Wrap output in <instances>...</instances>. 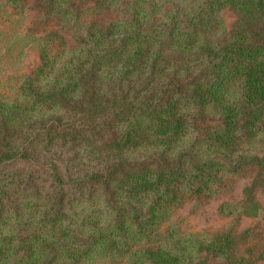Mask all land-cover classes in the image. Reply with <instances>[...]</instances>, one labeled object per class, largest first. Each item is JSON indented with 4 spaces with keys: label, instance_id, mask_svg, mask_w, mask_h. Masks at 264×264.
I'll return each mask as SVG.
<instances>
[{
    "label": "trees",
    "instance_id": "1",
    "mask_svg": "<svg viewBox=\"0 0 264 264\" xmlns=\"http://www.w3.org/2000/svg\"><path fill=\"white\" fill-rule=\"evenodd\" d=\"M163 1L90 20L68 54L49 29L18 96L0 95V264H254L229 231L155 226L259 161L246 150L264 144V0ZM44 7L75 20L66 0ZM224 7L234 20L218 35ZM242 193L239 212L258 214Z\"/></svg>",
    "mask_w": 264,
    "mask_h": 264
},
{
    "label": "rangeland",
    "instance_id": "2",
    "mask_svg": "<svg viewBox=\"0 0 264 264\" xmlns=\"http://www.w3.org/2000/svg\"><path fill=\"white\" fill-rule=\"evenodd\" d=\"M45 1L24 0V4L13 5L8 0H0L1 96H18L20 82L38 63V45L44 32L49 29L59 30L68 54L77 47V41L90 20H123L130 15V0H111L102 9L95 5L94 0H66V6L74 9L76 15L69 19L74 21L62 26L54 14L46 11ZM188 1L164 0L163 5L182 6ZM233 20L234 12L224 7L218 35H227ZM246 153L257 155L259 161L237 171L224 170L206 192L185 196L181 203L172 207L157 223L156 231L161 234L173 230L198 237L229 231L237 241L239 252L254 259V264H264V144H254L247 148ZM249 185L260 204L256 215L239 212L242 188ZM222 202L227 203L230 212L219 211L218 206Z\"/></svg>",
    "mask_w": 264,
    "mask_h": 264
}]
</instances>
